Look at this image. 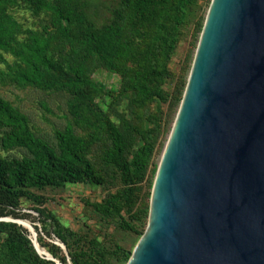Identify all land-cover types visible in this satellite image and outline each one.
Instances as JSON below:
<instances>
[{"label": "trees", "instance_id": "trees-1", "mask_svg": "<svg viewBox=\"0 0 264 264\" xmlns=\"http://www.w3.org/2000/svg\"><path fill=\"white\" fill-rule=\"evenodd\" d=\"M196 1L117 0L109 17L97 22L90 0H0V89L60 95L66 111L64 125L44 137L0 95V219L26 221L31 217L22 214L21 203H32L41 232L64 245L69 260L39 235L37 243L61 264H127L133 246L103 244L64 226L33 190L112 188L101 201L83 205L133 236L134 244L143 235L164 126L174 122L193 61L189 53L174 79L173 57ZM20 10L43 18L24 27L14 14ZM204 19L194 25L195 42ZM100 69L119 78L117 91L91 79ZM29 238L23 227L0 221V264H55L39 256Z\"/></svg>", "mask_w": 264, "mask_h": 264}, {"label": "water", "instance_id": "water-1", "mask_svg": "<svg viewBox=\"0 0 264 264\" xmlns=\"http://www.w3.org/2000/svg\"><path fill=\"white\" fill-rule=\"evenodd\" d=\"M127 264H264V0L210 1Z\"/></svg>", "mask_w": 264, "mask_h": 264}, {"label": "rangeland", "instance_id": "rangeland-1", "mask_svg": "<svg viewBox=\"0 0 264 264\" xmlns=\"http://www.w3.org/2000/svg\"><path fill=\"white\" fill-rule=\"evenodd\" d=\"M210 0H197L196 7L191 11V20L185 29L182 30V37L178 44V48L174 54L173 62L171 65V71L174 74V79L179 75L182 66H184V60L189 55L192 58L196 48L191 47L192 42L196 45L198 43L193 40V29L197 20L206 16ZM118 6L117 0H90V15L97 22H103L107 19L114 8ZM16 18L20 20L24 27H36L38 25L39 18L32 17L25 11H15ZM91 79L104 87L106 91H117L119 89L120 80L114 74L100 69L96 71ZM175 80L169 81L165 86V91L170 93L173 89ZM0 95L14 107L18 108L22 113L28 116L31 127L41 136H49L51 130L54 128H61L64 125L63 116L66 115L65 111V98L56 94H45L36 90H18L14 87H4L0 89ZM161 108L163 113H167L168 104H162ZM154 107L150 110L153 112ZM166 120V116L163 117V122ZM173 122L167 128L168 133L162 137L164 146L171 131ZM164 149V147H163ZM163 149L156 159L157 164L160 161ZM99 150H97V153ZM15 155L16 153H12ZM158 166V165H157ZM114 189L109 187L93 186V185H78L67 186L61 189L46 188L41 191L33 190L34 194L42 195L47 199L44 205L49 211H51L58 220L66 227H69L75 231H80L86 234L89 238H97L103 244H108L112 241H117L126 249L132 247V251L135 248V239L133 236L120 233L115 229L111 223H106L100 220L90 208L83 205V200H88L91 203L99 202L106 195L107 192L112 193ZM33 204L27 201H22L21 212L31 218L24 221L38 228L39 237H41L48 244H59L56 238L50 235L47 238L41 232V225L36 221L37 215L32 211ZM35 232V230H34ZM36 235V233H35ZM31 238V236H30ZM64 253V252H63Z\"/></svg>", "mask_w": 264, "mask_h": 264}, {"label": "bare ground", "instance_id": "bare-ground-1", "mask_svg": "<svg viewBox=\"0 0 264 264\" xmlns=\"http://www.w3.org/2000/svg\"><path fill=\"white\" fill-rule=\"evenodd\" d=\"M22 227H23L25 230H27V232H28V233L30 234V236H31V239L34 240L35 234H34V232L32 231L31 225H30L28 222H24V221H23V222H22ZM38 251H39L42 255H44V256H46V257H50L49 254H48L44 249L38 247Z\"/></svg>", "mask_w": 264, "mask_h": 264}]
</instances>
